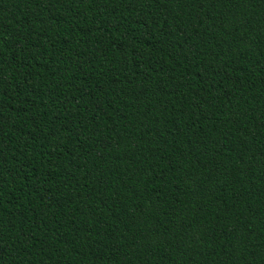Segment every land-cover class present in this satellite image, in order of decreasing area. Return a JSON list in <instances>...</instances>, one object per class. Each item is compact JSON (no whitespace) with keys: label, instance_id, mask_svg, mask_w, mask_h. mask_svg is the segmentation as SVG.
<instances>
[{"label":"trees","instance_id":"trees-1","mask_svg":"<svg viewBox=\"0 0 264 264\" xmlns=\"http://www.w3.org/2000/svg\"><path fill=\"white\" fill-rule=\"evenodd\" d=\"M0 264H264V0H0Z\"/></svg>","mask_w":264,"mask_h":264}]
</instances>
